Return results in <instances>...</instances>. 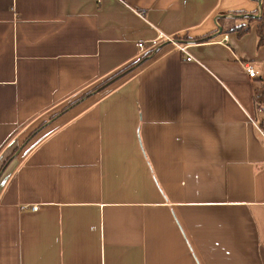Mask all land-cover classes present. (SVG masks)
<instances>
[{
	"label": "crops",
	"instance_id": "obj_1",
	"mask_svg": "<svg viewBox=\"0 0 264 264\" xmlns=\"http://www.w3.org/2000/svg\"><path fill=\"white\" fill-rule=\"evenodd\" d=\"M242 13L259 0H0V264H264Z\"/></svg>",
	"mask_w": 264,
	"mask_h": 264
},
{
	"label": "trees",
	"instance_id": "obj_2",
	"mask_svg": "<svg viewBox=\"0 0 264 264\" xmlns=\"http://www.w3.org/2000/svg\"><path fill=\"white\" fill-rule=\"evenodd\" d=\"M253 1H258V0H253ZM233 14H238V13L234 12ZM242 14H243V16H245V17H247L249 19L250 23L256 24V33H257V36H258V44L259 45H264V0L261 3V14L260 15L254 16L255 13H249V14L248 13H242ZM250 27H251V25H246V26L239 25V26H234L233 28H231V30H236L238 34H244L250 29ZM196 40L198 42H202L204 39H203V37L202 38L200 37V38H198ZM149 55H150V52L145 54L144 56H142L138 60L133 61V62L129 63L128 65L124 66L123 68L119 69L118 71L112 73L111 75H109L108 77L103 79L101 82H99L96 85H94L90 90L86 91V93H84L82 95V97H79L76 100H74L71 103H69L68 105H66L61 111L56 113V115L62 113L68 107H70L73 104L77 103L84 96H88L92 92H97V91L103 90L106 87L112 85L117 80L121 79L122 77L127 75L129 72H131L139 64L144 62L148 58Z\"/></svg>",
	"mask_w": 264,
	"mask_h": 264
},
{
	"label": "built area",
	"instance_id": "obj_3",
	"mask_svg": "<svg viewBox=\"0 0 264 264\" xmlns=\"http://www.w3.org/2000/svg\"><path fill=\"white\" fill-rule=\"evenodd\" d=\"M101 0H97V2H100ZM121 3H125V0H117ZM261 1V0H259ZM259 12H260V7H259ZM219 26V25H218ZM167 40H170L171 42L175 43L176 46L178 47L179 51H181L182 53L186 54V59L188 61L192 60V56L189 55V53L186 51V48L188 47V45H185V44H178L175 40L171 39V38H168V37H165ZM225 40H227V36L224 37ZM137 46H138V49L140 51H143L144 48H145V43L143 41H140L137 43ZM244 69L245 71L247 72V74L250 76V77H254L257 72L256 70L254 69L253 65L249 64V63H245L244 64ZM260 111V108L258 109ZM30 209L31 210H36L37 209V206L35 205H32L30 206Z\"/></svg>",
	"mask_w": 264,
	"mask_h": 264
},
{
	"label": "water",
	"instance_id": "obj_4",
	"mask_svg": "<svg viewBox=\"0 0 264 264\" xmlns=\"http://www.w3.org/2000/svg\"><path fill=\"white\" fill-rule=\"evenodd\" d=\"M259 7L261 8V1H259ZM254 16H258V15L256 14V15H254Z\"/></svg>",
	"mask_w": 264,
	"mask_h": 264
},
{
	"label": "rangeland",
	"instance_id": "obj_5",
	"mask_svg": "<svg viewBox=\"0 0 264 264\" xmlns=\"http://www.w3.org/2000/svg\"><path fill=\"white\" fill-rule=\"evenodd\" d=\"M262 1H263V0H261V3H262ZM260 14H261V8H260V12L258 13V15H260Z\"/></svg>",
	"mask_w": 264,
	"mask_h": 264
}]
</instances>
